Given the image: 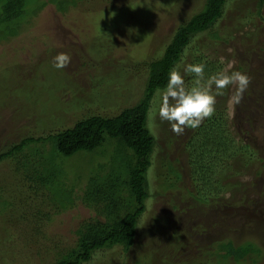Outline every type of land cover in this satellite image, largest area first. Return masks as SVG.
Segmentation results:
<instances>
[{
    "label": "rangeland",
    "instance_id": "obj_1",
    "mask_svg": "<svg viewBox=\"0 0 264 264\" xmlns=\"http://www.w3.org/2000/svg\"><path fill=\"white\" fill-rule=\"evenodd\" d=\"M8 1L0 0V15ZM202 1L24 0L19 19L0 24V35L18 33L8 40L0 36V152L28 134L64 129L90 115L113 117L135 104L143 94L147 62L161 55L180 21L196 13ZM258 2L229 0L223 17L196 37L180 60L192 62L194 50L218 70L229 64L227 70H233L241 59L248 60L242 69L248 70V85L259 90L250 95L247 86L240 102L232 103L235 87L230 86L225 98L216 97L213 113L223 112L218 116L223 136L246 152L213 160L211 189L217 191L197 202L195 189L206 188L191 180L185 146L199 130L186 128L177 135L153 115L156 91L146 120L154 138L145 174L147 197L133 244L126 251L121 246L98 249L82 264H238L220 257L224 240L261 249L260 257L253 260L250 254L239 264H264V4ZM213 33L217 37L211 40ZM61 52L71 57L67 67H46ZM40 63L45 73L34 77ZM185 83L191 84L188 76ZM44 118L48 121L39 127ZM117 143L106 137L98 149L105 153L87 158L79 152L63 160L64 168L74 177L115 170L124 162ZM16 164L0 163L1 194L11 203L0 206V264H54L76 246L75 230L93 213L79 200L58 214L40 196L25 202L7 177ZM37 216L42 230L35 235L31 228Z\"/></svg>",
    "mask_w": 264,
    "mask_h": 264
},
{
    "label": "trees",
    "instance_id": "obj_2",
    "mask_svg": "<svg viewBox=\"0 0 264 264\" xmlns=\"http://www.w3.org/2000/svg\"><path fill=\"white\" fill-rule=\"evenodd\" d=\"M228 1L203 0L202 6L196 13L180 21L161 55L147 62L148 74L143 94L135 104L123 108L113 117L90 115L78 119L73 126L64 129L49 130L39 135L28 134L18 142L12 143L7 150L0 152V163L3 160L20 162L22 169L18 170L20 166L16 164L7 177L18 191L24 193L22 200L25 202L37 200L40 196L42 203L52 205V213L58 214L74 207L76 201L79 200L93 213L89 219L82 220L75 230L76 246L66 250L54 264H82L88 262L92 253L98 249L121 246L126 251L132 246L137 219L144 211V201L147 197L145 174L150 166V157L154 147V138L146 126L150 101L157 89L163 88L166 84L168 71L180 63L185 56V49L191 50L190 45L195 38L208 33L223 17ZM23 2L24 0H9L1 10L0 24L9 20L17 21ZM263 4L264 0H259L258 6ZM17 34L10 32L0 36H3L2 40H8ZM213 34L211 40L217 37ZM191 57L192 62L190 63H205L206 76L218 70L215 63L205 60L203 55L193 56L191 54ZM243 64L248 67V60L241 59L233 70L247 75L248 70L242 69ZM39 65L33 68L34 77L45 73L43 67L45 64L40 63ZM46 67L51 68L52 65ZM49 68L47 72H50ZM260 71L256 74L258 75ZM188 77L192 79L191 75ZM25 80L33 84L31 79ZM229 87L223 90L222 97L225 98ZM248 90V94L251 95L259 89L248 85ZM36 110L41 113L38 107ZM24 111L22 107L19 113ZM214 112L216 113V109ZM43 113L49 116L48 112L43 111ZM222 115L223 112H219L217 116L212 114L205 118L203 125L197 127V131L199 130L196 132L197 137L192 136L185 146L190 178L196 186L198 182H202L203 187L206 188L201 189L198 186L195 189L196 193L193 197L197 199V202L206 201L209 191H217V189H211L214 180L213 160L217 161L218 158L228 157L242 150L246 152L243 147L235 146L229 138L223 136L224 129L220 123ZM46 119H43L39 127L45 125L48 121ZM106 137L117 139L118 150L122 151L124 162L117 169L112 168L100 175L88 173L74 177L64 168L63 160L79 152L84 153L87 158H93V155L98 152L105 153L104 149H98L103 145ZM109 154L115 155L116 153L114 151ZM3 189V185H0V206L5 208L11 203L1 194ZM38 217L32 220L35 224L31 229L35 235L40 234L42 230L41 220ZM44 217L47 218L48 214ZM25 221L29 224L28 219ZM218 248L222 251L221 258H230L238 264L250 254L254 255L253 260L261 256V249L248 242L235 245L231 240H224Z\"/></svg>",
    "mask_w": 264,
    "mask_h": 264
},
{
    "label": "clouds",
    "instance_id": "obj_3",
    "mask_svg": "<svg viewBox=\"0 0 264 264\" xmlns=\"http://www.w3.org/2000/svg\"><path fill=\"white\" fill-rule=\"evenodd\" d=\"M188 54L185 49L184 55ZM193 55H199L193 51ZM70 55L64 52L52 57V66L56 69L67 67ZM223 58H221V63ZM227 68L205 75V63H185L183 60L167 73L163 88L157 89V100L152 113L161 121H167L174 134H183L186 128L195 129L201 122L214 113L217 96L224 95L228 86L235 87L230 97L232 103H239L249 84V77L240 71H228ZM191 75V84L186 86L185 76Z\"/></svg>",
    "mask_w": 264,
    "mask_h": 264
}]
</instances>
